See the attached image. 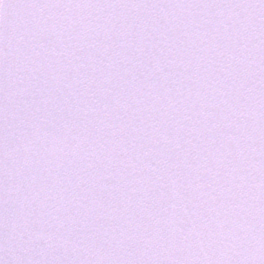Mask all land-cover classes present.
I'll return each instance as SVG.
<instances>
[{
	"label": "snow or ice",
	"instance_id": "obj_1",
	"mask_svg": "<svg viewBox=\"0 0 264 264\" xmlns=\"http://www.w3.org/2000/svg\"><path fill=\"white\" fill-rule=\"evenodd\" d=\"M0 264H264V0H0Z\"/></svg>",
	"mask_w": 264,
	"mask_h": 264
}]
</instances>
